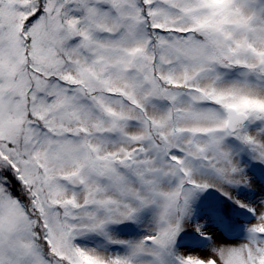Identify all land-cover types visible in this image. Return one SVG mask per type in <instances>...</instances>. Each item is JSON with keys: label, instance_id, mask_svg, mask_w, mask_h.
<instances>
[{"label": "snow or ice", "instance_id": "6c2138e0", "mask_svg": "<svg viewBox=\"0 0 264 264\" xmlns=\"http://www.w3.org/2000/svg\"><path fill=\"white\" fill-rule=\"evenodd\" d=\"M0 264H264V0H0Z\"/></svg>", "mask_w": 264, "mask_h": 264}]
</instances>
